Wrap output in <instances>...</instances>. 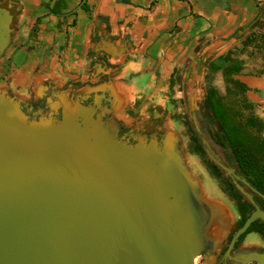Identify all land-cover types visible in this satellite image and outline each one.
Segmentation results:
<instances>
[{
    "label": "water",
    "instance_id": "1",
    "mask_svg": "<svg viewBox=\"0 0 264 264\" xmlns=\"http://www.w3.org/2000/svg\"><path fill=\"white\" fill-rule=\"evenodd\" d=\"M12 21L0 8V55L12 44ZM199 82L189 83L186 109L203 136L194 101ZM84 100L61 98L37 119L18 97L0 89V264H196L207 249L202 264H218L217 253L236 231L240 214L215 187L199 155L187 153L178 127L138 125L126 139L116 120H104L107 107L99 113L100 102ZM203 142L219 169L233 174ZM196 169L218 198L203 197ZM235 185L256 211L234 233L224 264L228 258L232 264H264L257 252L230 256L250 225L264 221L253 195ZM220 219L227 228L216 224Z\"/></svg>",
    "mask_w": 264,
    "mask_h": 264
},
{
    "label": "crops",
    "instance_id": "2",
    "mask_svg": "<svg viewBox=\"0 0 264 264\" xmlns=\"http://www.w3.org/2000/svg\"><path fill=\"white\" fill-rule=\"evenodd\" d=\"M4 3L19 13L15 46L6 52L13 67L0 89L26 106L44 98L55 105L65 97L108 93L107 120H116L126 135L138 125L174 124L181 133L175 115L186 109L182 93L189 83L202 79V61L208 56L210 66H222V57L242 49L250 33H264V0H0ZM98 55L111 64L100 76V66L91 67ZM256 55L260 65H245L237 78L260 95L264 118V52Z\"/></svg>",
    "mask_w": 264,
    "mask_h": 264
},
{
    "label": "flooded vegetation",
    "instance_id": "3",
    "mask_svg": "<svg viewBox=\"0 0 264 264\" xmlns=\"http://www.w3.org/2000/svg\"><path fill=\"white\" fill-rule=\"evenodd\" d=\"M1 9H7L12 17H13V21L11 24V28L13 30V33L11 34L12 38L14 37V31L16 30V24H17V17H18V13L17 12V6H10V4L8 3H4L0 5ZM252 33H256L257 32H252ZM250 33V34H252ZM262 33V32H260ZM259 33V34H260ZM35 35L34 31H31V36ZM264 34V33H263ZM250 35L247 36V38ZM247 38L245 39L244 43H243V48L240 49L241 53L244 52L242 55H244L246 53V51L251 50L253 53L256 52H264L263 49H258L255 48V45H250V46H246L245 42L247 40ZM264 43V41H262L261 39L257 40V44ZM15 44H11V46L7 47L5 49V51L0 55V60L4 59V61L2 63H0V82H4V81H8L7 77L9 74V71L12 69V60L11 58L7 57L8 53H6L11 47H14ZM264 47V45H261ZM94 55V57L97 55V53H92ZM234 55L233 52L229 53V55L222 57V66L219 65V67H221L220 71H212V68L215 67L214 66H210V64L207 66L206 70L213 72L214 74L216 73H221V75L223 76V80H224V84H225V93H221L220 89L217 88L216 86H214L213 84H211L212 86L216 87L220 93L222 95H227L229 96L228 98L230 100H232L230 102V100L228 99V104L232 107H234L235 109H238L241 111L243 118L240 119L241 123L244 124V126H246V131L250 132L251 134H253L254 137H257L259 139H261V141L264 142V118L261 116H257L254 113V109H255V105L251 103L250 101V97H249V93H255L256 91L252 90L248 85H245L248 87V90L245 91L244 93H239L238 89L235 88L232 84H227L226 80H225V76H224V70L228 65L229 62H227L229 59L233 60L234 63H238L241 67L242 70L243 68H245V64H241L237 61H235L234 59H232L231 57ZM226 58V60H225ZM65 65V64H64ZM100 66L101 71L98 72V76H100L103 72L102 71H106L110 68H105V66L110 67L111 64L108 62V59L106 58V56H100L98 55L96 57L95 60H93L92 62V68L93 70H95L94 68L96 66ZM82 67V65H80ZM65 66H63L64 68ZM86 67V66H85ZM83 68V67H82ZM241 70V71H242ZM37 72V70H36ZM35 72V74H36ZM241 73V72H240ZM239 74L233 75L234 79H238L237 78ZM76 74V73H75ZM182 75V73H181ZM179 76V75H178ZM108 75L106 76V80L108 79ZM208 78V73H205V80H207ZM179 82H181V79H178ZM79 81V83L77 84V87H81V81L82 80H76V82ZM241 81V80H240ZM242 82V81H241ZM243 83V82H242ZM173 84V85H172ZM181 84V83H180ZM176 86V82L174 84V82L171 81V89ZM207 84L205 86V93L207 91ZM181 89V86H180ZM78 90V89H77ZM181 91V90H179ZM230 91L231 94H228ZM102 93L99 92L97 95H95V93H92L91 95H89L88 97H84V94L79 95V98H81L82 100H84L83 98H85V100L83 101V104L85 105H93V106H97L95 104L96 101L100 102L101 104V111L99 110V113H101L102 111H104L106 109V107H110V102L108 101L109 95L108 93H106V95H104V97L101 95ZM102 98V99H101ZM181 103L184 106V100L183 98L180 99ZM204 101V100H203ZM203 101L202 103H199V109L200 111H198L196 113L197 115V119L199 121V126H200V130L203 132V136L198 133L200 140H201V149L202 152L200 154L201 158H205V168L208 170V168L211 170L212 175L214 178L218 179L221 183L222 186V192L227 196V198H229V200L237 207V210L239 212V209L241 211V213L243 214V224H241L242 222L241 217H239V222L237 224V230L241 229L244 224L246 223V221L252 216V214L256 211L255 206L249 202V200L238 190V188L235 185V182L238 183L239 185H241L248 193L253 195V200L256 204V206H258L262 211H264V199L262 197H260L255 191H258L260 193H262L260 190H258L254 185L255 182H253V178H251V176H249L247 171H243L241 169H239L236 165V161L233 160L232 162H229L228 160V153L227 151L224 149V147H222L221 145H219L212 137L210 134H212V132L214 133L217 129V125L214 121L210 120L209 118L206 117L204 111H203ZM174 102V100H173ZM54 104V102L52 104H48L47 103V98L41 99L40 101H33L29 106H26L25 104H23V108L24 111L30 116V117H35V118H40L42 115H46L48 114L51 110H52V105ZM40 111H42V113L38 114ZM61 110L59 111V113L55 114V116L57 118H61ZM109 117L108 114H106L104 116V120H107ZM175 117H177L180 120V113L179 115H175ZM251 117H256L258 119V124L254 125V126H249L248 124V119ZM187 122H189V120H187ZM203 128L206 130V133L203 131ZM127 130L122 129L121 133H120V137H126V139H128L129 137H127ZM192 134V133H191ZM205 139H207L213 149V151L223 160V162L230 167L233 170V174L230 175H226L222 170L219 169V167L209 158V156L207 155L206 151H205V144L203 142L204 137H206ZM216 148H220L221 149V154L218 153ZM192 149L193 152L195 153V147H194V142H193V134H192ZM234 159V158H233ZM207 165V166H206ZM216 166V167H215ZM210 172V171H208ZM244 181H246L248 185H246L244 183ZM263 194V193H262ZM264 195V194H263ZM239 205V207H238ZM240 214V213H239ZM241 222V223H240ZM235 231V232H236ZM234 232V233H235ZM234 233L232 235H230L229 239H227L226 244L224 245V247L222 248V250L220 251V253H217L218 255V259H217V263L218 264H224L223 261V257L226 253V251L228 250V246L234 236ZM254 238V239H251ZM244 251H250V252H257L259 254H263L264 255V221L261 219H258L256 221H254L250 227L247 229V231L242 234L239 239L237 240V242L235 243L234 248L232 249V251L230 252V256L234 257L235 254L244 252ZM210 253V250L207 249L203 252V254L199 257L200 259V264H202L206 259H207V254ZM227 264H232L234 263V260L228 258L226 261ZM248 264H259L257 262H250Z\"/></svg>",
    "mask_w": 264,
    "mask_h": 264
},
{
    "label": "trees",
    "instance_id": "4",
    "mask_svg": "<svg viewBox=\"0 0 264 264\" xmlns=\"http://www.w3.org/2000/svg\"><path fill=\"white\" fill-rule=\"evenodd\" d=\"M259 39L264 41L263 33H252L247 38L245 45H255V48L264 50L263 46L256 43ZM227 62H229V65L223 69L226 83L232 84L238 89L239 93H244L248 90V87L240 80L233 78V75L241 72L242 67L238 63H234L233 60L229 59ZM220 70L221 67L219 66L212 68L213 72ZM228 92V94H231L230 91ZM228 97L227 95H222L216 87L210 84L207 86L202 105L203 111L206 117L217 125L216 131L210 135L227 151L229 162L233 163V160H235L237 167L243 171H247L249 176L253 178V182H255L254 186L264 194V142L245 130L246 126L240 121L243 118L241 111L228 104ZM248 121L249 126L257 125L259 122L256 117H251ZM187 124L193 134L195 154L200 156L202 152L200 137L193 124L190 122ZM206 130L203 128L205 133ZM239 213L241 217L240 221L242 222L240 223L243 224V214L240 209Z\"/></svg>",
    "mask_w": 264,
    "mask_h": 264
},
{
    "label": "rangeland",
    "instance_id": "5",
    "mask_svg": "<svg viewBox=\"0 0 264 264\" xmlns=\"http://www.w3.org/2000/svg\"><path fill=\"white\" fill-rule=\"evenodd\" d=\"M261 45H264V43L262 42ZM204 49H205V46H203L202 49L200 50L201 54H204V52H205V51L203 52ZM206 50H207L206 53H208L209 50L208 49H206ZM233 52H234V55L231 58L234 59L235 61L241 63V64L247 65V67L260 65L259 62L262 61V60H259V62H254V61H256L255 59H256L257 55H256V53H253L251 50H248L245 53V56H247L246 57L247 59L246 58L245 59H241V56H244V55H242L244 52L241 53L239 48H236V50L233 51ZM205 56H207V54ZM206 58H207V63L205 61H202V63L200 64L201 65L200 69H199V71L201 72L200 74L203 76L202 80H201V87H200V90H199L200 94H197L194 97V98H196V99H194V101L198 100L197 101L198 104L202 103V101L204 100L203 99L204 97H202V93L205 92L206 84L207 85L213 84L214 86H216L217 88L220 89L221 93H223V94L225 93V84H224L225 82L223 80V76L221 74H214L213 72H210V71L206 70L207 66L209 65L208 56ZM253 58H254V60H253ZM245 60L248 61V62L246 63ZM202 72H204V74H202ZM205 73H208L207 80H205ZM182 94H183V97L186 99L185 93H182ZM259 98H260V95L257 92L250 94V101H251L252 104L255 105L254 113L257 116H261V113H262V109L260 107V105H262V104L258 103V99ZM231 101L232 100H230V102ZM198 107H199V105H198ZM179 113H180V122H181V124L183 126L182 130H181V134L183 136L184 144L186 146V151H187V153L189 155H192V157L194 158L195 157V153L193 152V149H192V134H191V130L188 127V124H187L188 123L187 120L191 119L190 118L191 114H190L189 110L187 111V109H183V110L179 111ZM204 138H207V136L204 137ZM216 149H217L218 153L221 154V152H222L221 149L220 148H216ZM198 157H199V161H200L201 165L205 168V164H206L205 163V161H206L205 158H203V157L201 158V156H198ZM206 171L207 172L210 171V172H208V174L210 175V177L212 178L213 182L215 183V187L219 191H223L222 190V186L220 184L221 182L218 179L213 177L211 170L208 168V170L206 169ZM196 175H198L199 177L198 176H194V177L199 178L201 183H202L203 197L205 199H210L211 197L218 198L219 194L214 190V188L212 186V183L209 180V178L206 176V174L203 173L200 169H196ZM235 210H236L235 206H231L229 211L230 212L231 211L235 212ZM224 223H225V225L222 223L221 219H220L219 223L216 221V224L218 226H224V227L227 228L228 227V225H227L228 221H226ZM217 225H215V226H217ZM214 229H212V231H214ZM251 239H254V238H251ZM196 264H200V259L199 258L197 259Z\"/></svg>",
    "mask_w": 264,
    "mask_h": 264
}]
</instances>
